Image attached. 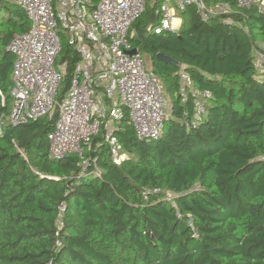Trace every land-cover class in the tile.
I'll return each mask as SVG.
<instances>
[{
	"label": "trees",
	"instance_id": "16d2710c",
	"mask_svg": "<svg viewBox=\"0 0 264 264\" xmlns=\"http://www.w3.org/2000/svg\"><path fill=\"white\" fill-rule=\"evenodd\" d=\"M158 5L148 0L131 41L171 98L162 135L141 140L124 119L116 134L127 158L113 162L101 131L83 171L76 154L50 157L58 109L19 124L6 118L15 61L8 45L31 21L0 0V264H264V74L254 65L264 14L236 8L233 23L204 20L189 4L178 33L156 34L147 27ZM158 52L179 64L160 62ZM78 59L64 42L59 99ZM182 69L213 94L197 126L186 121L193 101L179 94Z\"/></svg>",
	"mask_w": 264,
	"mask_h": 264
},
{
	"label": "built area",
	"instance_id": "2783aa9c",
	"mask_svg": "<svg viewBox=\"0 0 264 264\" xmlns=\"http://www.w3.org/2000/svg\"><path fill=\"white\" fill-rule=\"evenodd\" d=\"M5 1L22 7L31 21L29 30L15 34L8 45L15 55L13 103L6 117L11 123L35 120L58 109L57 121L48 135L50 157L62 159L76 154L83 171L91 165V157L86 154L93 149V137L101 131L113 162L121 164L127 158L116 134L124 119L139 139L160 138L169 116L165 88L146 64L145 54L131 41L136 35L133 25L146 12L148 0ZM152 2L159 4V18L147 29L156 34L178 33L183 24L182 12L189 4L197 7L204 20L219 16L233 23L236 8L255 7L264 14V0ZM64 42L75 49L79 59L70 89L59 99L68 67L67 61L58 63ZM134 48L136 52L131 53ZM254 65L264 74V43L254 46ZM179 94L184 102L192 97L193 113L186 119L187 124L199 125L208 114L212 92L197 88L182 69ZM184 114L189 116L187 110ZM95 172L100 174L101 169L95 166Z\"/></svg>",
	"mask_w": 264,
	"mask_h": 264
},
{
	"label": "water",
	"instance_id": "95a60500",
	"mask_svg": "<svg viewBox=\"0 0 264 264\" xmlns=\"http://www.w3.org/2000/svg\"><path fill=\"white\" fill-rule=\"evenodd\" d=\"M131 53H134L136 52V48L132 49L130 51ZM157 59L160 61V62H164V63H167V64H174V65H178L179 62L174 59L173 57H171L170 55L168 54H165L163 52H158L157 55H156ZM154 73L157 74L156 71H154Z\"/></svg>",
	"mask_w": 264,
	"mask_h": 264
},
{
	"label": "rangeland",
	"instance_id": "374dc122",
	"mask_svg": "<svg viewBox=\"0 0 264 264\" xmlns=\"http://www.w3.org/2000/svg\"><path fill=\"white\" fill-rule=\"evenodd\" d=\"M146 64L150 67L151 60H150V57H148V56H146ZM166 110H167L168 114L170 115V112H171V98H170V96L168 94H166ZM2 122H3V120L0 119V129H1Z\"/></svg>",
	"mask_w": 264,
	"mask_h": 264
}]
</instances>
